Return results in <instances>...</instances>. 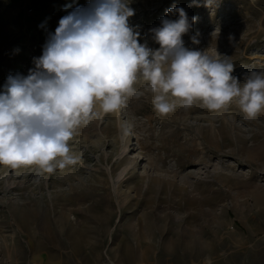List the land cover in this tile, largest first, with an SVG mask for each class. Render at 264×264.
Wrapping results in <instances>:
<instances>
[{"label":"rangeland","instance_id":"rangeland-1","mask_svg":"<svg viewBox=\"0 0 264 264\" xmlns=\"http://www.w3.org/2000/svg\"><path fill=\"white\" fill-rule=\"evenodd\" d=\"M0 264H264V0H0Z\"/></svg>","mask_w":264,"mask_h":264},{"label":"built area","instance_id":"built-area-1","mask_svg":"<svg viewBox=\"0 0 264 264\" xmlns=\"http://www.w3.org/2000/svg\"><path fill=\"white\" fill-rule=\"evenodd\" d=\"M33 8L31 7V10H32Z\"/></svg>","mask_w":264,"mask_h":264}]
</instances>
